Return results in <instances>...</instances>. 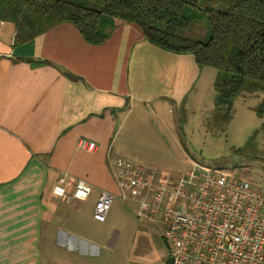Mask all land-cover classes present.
Segmentation results:
<instances>
[{
    "label": "crops",
    "instance_id": "crops-1",
    "mask_svg": "<svg viewBox=\"0 0 264 264\" xmlns=\"http://www.w3.org/2000/svg\"><path fill=\"white\" fill-rule=\"evenodd\" d=\"M14 35L13 25L0 21V264H71L72 256L103 264L96 252L86 256V246V253H72L79 243L93 246L97 237L66 226L76 205L53 189L68 177L88 184L96 201L104 191L118 196L108 162L120 159L112 149L136 92L159 90L168 80L177 105L199 68L191 55L163 51L128 26L114 29L100 45L87 43L69 23L20 46ZM159 94L165 105L167 95ZM81 139L95 150H78ZM63 244L67 254L56 259Z\"/></svg>",
    "mask_w": 264,
    "mask_h": 264
},
{
    "label": "rangeland",
    "instance_id": "rangeland-1",
    "mask_svg": "<svg viewBox=\"0 0 264 264\" xmlns=\"http://www.w3.org/2000/svg\"><path fill=\"white\" fill-rule=\"evenodd\" d=\"M190 32L209 36L206 26H193ZM217 76L214 69L199 68L192 88L177 105L169 97L168 80L159 90L136 92L133 109L119 128L112 154L118 152L121 160L173 181L187 180V174L196 169L194 164L222 168L243 175L253 187L264 191V86L243 90L236 96L225 120L214 105ZM156 93L167 95L165 105ZM72 201L76 208L64 218L66 226L69 223L76 234L97 237L93 246L79 243L72 253L81 255L88 249L85 255L96 252L103 264H161L171 253L164 243L167 225L159 218H139L134 203L116 196L105 222L98 223L92 219L94 192L83 201L70 196L66 200L67 204ZM61 225L66 227L64 222ZM54 236L58 242L59 234ZM43 246L47 251L46 243ZM67 249L64 244L57 247L56 259H63ZM68 259L71 264H88L85 256Z\"/></svg>",
    "mask_w": 264,
    "mask_h": 264
},
{
    "label": "trees",
    "instance_id": "trees-1",
    "mask_svg": "<svg viewBox=\"0 0 264 264\" xmlns=\"http://www.w3.org/2000/svg\"><path fill=\"white\" fill-rule=\"evenodd\" d=\"M0 21L13 25L16 46L60 23L91 45L131 27L151 45L217 71L214 105L225 120L236 96L264 86V0H0ZM193 26L209 36L191 33Z\"/></svg>",
    "mask_w": 264,
    "mask_h": 264
},
{
    "label": "built area",
    "instance_id": "built-area-1",
    "mask_svg": "<svg viewBox=\"0 0 264 264\" xmlns=\"http://www.w3.org/2000/svg\"><path fill=\"white\" fill-rule=\"evenodd\" d=\"M76 148L93 152L96 146L81 139ZM108 166L118 197L134 203L139 218H159L167 225L164 243L171 264H264V191L243 175L194 164L187 180L173 181L121 159L109 160ZM68 188L74 200L91 193L84 181L68 177L53 193L68 199ZM114 199L101 192L92 219L104 223Z\"/></svg>",
    "mask_w": 264,
    "mask_h": 264
},
{
    "label": "water",
    "instance_id": "water-1",
    "mask_svg": "<svg viewBox=\"0 0 264 264\" xmlns=\"http://www.w3.org/2000/svg\"><path fill=\"white\" fill-rule=\"evenodd\" d=\"M172 263V258L169 257L165 260V264H171Z\"/></svg>",
    "mask_w": 264,
    "mask_h": 264
},
{
    "label": "flooded vegetation",
    "instance_id": "flooded-vegetation-1",
    "mask_svg": "<svg viewBox=\"0 0 264 264\" xmlns=\"http://www.w3.org/2000/svg\"><path fill=\"white\" fill-rule=\"evenodd\" d=\"M167 249H168V251H169V248H167ZM169 257H171V253H169V255L166 256L165 260H166L167 258H169Z\"/></svg>",
    "mask_w": 264,
    "mask_h": 264
}]
</instances>
